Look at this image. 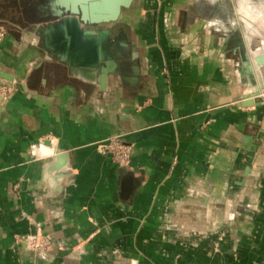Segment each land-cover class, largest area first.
<instances>
[{
  "label": "crops",
  "instance_id": "obj_1",
  "mask_svg": "<svg viewBox=\"0 0 264 264\" xmlns=\"http://www.w3.org/2000/svg\"><path fill=\"white\" fill-rule=\"evenodd\" d=\"M25 2L0 0L17 83L0 78V264H264V105H238L249 87L210 40L215 11L136 0L138 85L102 90L47 56ZM118 133L127 168L99 146Z\"/></svg>",
  "mask_w": 264,
  "mask_h": 264
},
{
  "label": "water",
  "instance_id": "obj_2",
  "mask_svg": "<svg viewBox=\"0 0 264 264\" xmlns=\"http://www.w3.org/2000/svg\"><path fill=\"white\" fill-rule=\"evenodd\" d=\"M196 1L205 2L215 11V16H211V22L206 28L210 40L217 41L215 47L233 53L235 69L243 83L248 84L249 90L237 100L238 105L260 108L264 105V40L259 29L262 21L264 22V1ZM135 2L136 0H27L24 3L27 9L20 10L16 7L14 10L20 12L18 18L22 16L23 20L30 23L26 27L34 38H38L50 59L64 64L74 76L96 82L102 90H106L112 77H120L125 85H138L139 82L140 51L137 43L130 37L127 24L122 22L130 12L136 11ZM16 20H11V23L19 27L20 23ZM58 25L65 43L64 47L55 51L47 42L46 30ZM7 31V28L0 30L4 34ZM0 78L6 81L5 86L8 88H17L14 75L0 70ZM0 97L3 98V95L0 94ZM112 138L132 147L130 161L118 163L127 168L134 156L135 144L127 140L125 134L118 133L99 146L106 145ZM245 171L246 174L249 173L250 168L246 167ZM127 182L125 189L130 188Z\"/></svg>",
  "mask_w": 264,
  "mask_h": 264
},
{
  "label": "built area",
  "instance_id": "obj_3",
  "mask_svg": "<svg viewBox=\"0 0 264 264\" xmlns=\"http://www.w3.org/2000/svg\"><path fill=\"white\" fill-rule=\"evenodd\" d=\"M4 35V32H0V43L3 40ZM7 91L8 89L6 87L2 88V94L5 95ZM100 148L103 152L109 154L112 160L116 163H127L131 159L132 147L120 142L116 138L110 139L106 145H103ZM32 242L35 243L36 241L33 240Z\"/></svg>",
  "mask_w": 264,
  "mask_h": 264
},
{
  "label": "bare ground",
  "instance_id": "obj_4",
  "mask_svg": "<svg viewBox=\"0 0 264 264\" xmlns=\"http://www.w3.org/2000/svg\"><path fill=\"white\" fill-rule=\"evenodd\" d=\"M47 31H49L50 32V34H51V37L47 40V42H48V44L50 45V46H52V47H54V42H51L52 40H53V36L52 35H54V36H56V38H58V41L56 42L57 44V46L59 47V48H62V47H64V43L65 42H63V40H64V37H63V32H62V30L60 29V26L58 25L57 27H51V28H49V29H47L46 30V32ZM47 36V35H46ZM72 57H74V53H73V55H72Z\"/></svg>",
  "mask_w": 264,
  "mask_h": 264
},
{
  "label": "rangeland",
  "instance_id": "obj_5",
  "mask_svg": "<svg viewBox=\"0 0 264 264\" xmlns=\"http://www.w3.org/2000/svg\"><path fill=\"white\" fill-rule=\"evenodd\" d=\"M264 1V0H263ZM253 17L256 19V17H255V15H253ZM258 19V18H257ZM262 25H261V27H260V34L263 36L262 38H263V40H264V22L262 21ZM263 43H264V41H263Z\"/></svg>",
  "mask_w": 264,
  "mask_h": 264
}]
</instances>
